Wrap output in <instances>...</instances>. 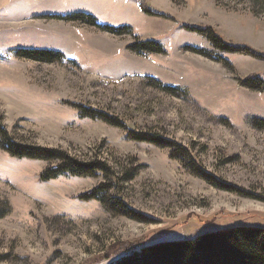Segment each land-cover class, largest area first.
Listing matches in <instances>:
<instances>
[{"label": "rangeland", "instance_id": "374dc122", "mask_svg": "<svg viewBox=\"0 0 264 264\" xmlns=\"http://www.w3.org/2000/svg\"><path fill=\"white\" fill-rule=\"evenodd\" d=\"M76 14L124 34L65 20ZM186 27L242 51L218 53ZM145 42L163 51L137 52ZM21 49L65 60H27ZM250 51L264 55V0H0V128L108 168L42 182L58 162L0 149V264H111L122 256L107 259L110 246L264 228V93L244 86L264 80V59ZM94 192L142 219L81 199Z\"/></svg>", "mask_w": 264, "mask_h": 264}, {"label": "trees", "instance_id": "16d2710c", "mask_svg": "<svg viewBox=\"0 0 264 264\" xmlns=\"http://www.w3.org/2000/svg\"><path fill=\"white\" fill-rule=\"evenodd\" d=\"M140 8L143 13H149L145 2L140 3ZM65 20L68 22L80 21L116 36L124 34L121 30L98 24L97 20L92 15L76 14L67 16ZM186 28L205 34L212 47L218 53L231 54L242 51L240 47H236L233 43H227L211 29L199 30L196 28ZM136 51L161 53L163 48L154 42H145L142 44L141 48ZM250 54L264 59V55L257 54L254 51H250ZM16 56L41 63H62L65 60V57L59 52L37 49H21L16 52ZM204 56L215 60L211 55ZM244 86L253 91L264 93V80L250 78L244 82ZM101 119L110 125L116 126V124H111L110 120H107V118H105L106 120H103V118ZM130 139L164 148L168 147L165 142L154 137L133 134L130 136ZM0 149L9 154L12 158L58 162L59 164L56 168L49 169L46 173L41 175L40 180L42 182L52 181L66 174L77 177H92L98 171L105 172L108 170V168L100 162L83 163L61 151L17 144L10 140L7 131L1 128ZM81 199H99V201H101L98 192L85 195L81 197ZM107 200L108 199H102L101 202L103 203V207L110 213L120 214L121 216L133 220L142 219L132 210L126 209L124 205ZM116 247L117 246L109 247L110 251L107 253V259L111 257L110 254L115 256L121 255L122 257L111 264H264V228L233 226L197 236L193 239L153 244L140 250H122V247Z\"/></svg>", "mask_w": 264, "mask_h": 264}]
</instances>
